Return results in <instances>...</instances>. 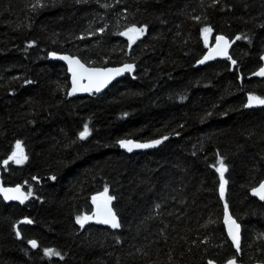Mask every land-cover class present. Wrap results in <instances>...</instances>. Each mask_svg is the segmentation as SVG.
Wrapping results in <instances>:
<instances>
[{
    "label": "trees",
    "instance_id": "trees-1",
    "mask_svg": "<svg viewBox=\"0 0 264 264\" xmlns=\"http://www.w3.org/2000/svg\"><path fill=\"white\" fill-rule=\"evenodd\" d=\"M37 3L0 0L1 178L31 193L22 204L0 197V264H264V202L250 196L264 180V108L245 106L264 98V78L251 76L264 55V0ZM133 25L146 31L130 44L119 35ZM205 27L210 44L218 34L234 41L231 59L196 65ZM50 52L93 67L131 62L134 73L99 96L69 98ZM121 140L162 143L128 151ZM17 141L21 164L9 160ZM105 187L120 227H81L76 217L92 215Z\"/></svg>",
    "mask_w": 264,
    "mask_h": 264
},
{
    "label": "snow or ice",
    "instance_id": "snow-or-ice-1",
    "mask_svg": "<svg viewBox=\"0 0 264 264\" xmlns=\"http://www.w3.org/2000/svg\"><path fill=\"white\" fill-rule=\"evenodd\" d=\"M37 6L43 7L42 4L38 3L36 5H33V8H36ZM194 19L199 20L200 17H194ZM100 32H103L104 29L101 28L99 30ZM146 31V26L144 27H137L135 25L127 28L125 32L120 33L121 35L128 36L130 44L135 42L136 38H139V36H142ZM203 32L205 34H208L211 32V28L205 27L203 29ZM207 38V36H206ZM236 39H241V37H237ZM216 47L209 51L208 55H206L202 60L198 61V63L203 64L205 61L213 59L215 56L222 55L227 56V48L229 47L230 42L224 37V36H217L216 37ZM221 42H223V46H221ZM31 46V45H29ZM53 56H55V53H52ZM60 59L68 61L69 64V71L72 73V92L69 93L74 94L76 92H91L93 89L96 92H99L101 88L106 86V84L117 75H121L125 71H132L133 65L126 64L122 68L117 69H95V68H88L85 66V64L81 63V61L77 58L71 57V56H62ZM229 59H231L229 57ZM233 64L236 63V61H232ZM257 75L264 76V68H262ZM85 78L88 79L89 83L87 85L82 84L81 81ZM26 83H31L30 81H27ZM255 104L258 105H264V98L249 95L248 97V104L246 106L251 107ZM90 135V129L87 124L83 126V131L79 133L80 139H85ZM163 139H168V137H164ZM162 143V140H154L151 143H134L131 140H121L119 141V144L123 148H127L128 151H132L133 148H149L154 147L158 144ZM16 149L17 151H14L12 155L9 157V160H14L15 163L21 164L24 162L25 159H27L26 156L22 153L21 143L17 141L16 143ZM5 164L8 163V161H4ZM219 167L216 169L220 173L221 177V196L224 194V184L226 181H224V172L227 171V167L224 163L223 158H221L219 161ZM52 179H55L53 177ZM0 191H3L4 198L7 200H13L18 199L23 202V200L27 199L28 196L31 195L29 192L27 195L23 194L21 192V189L19 186H17L14 189L4 188L0 189ZM254 194L258 195L261 200H264V183L260 185L259 188L253 189ZM114 199V197L108 195V188L105 187L104 192L98 194L97 196H93L92 200L93 203L96 204L97 211L93 216H77L76 222L83 227L85 223H87L89 220H92L95 218L97 222L103 223L106 225H111L112 228H119L120 224L117 220L116 214L113 212L112 208L109 206L111 201ZM227 204H225V212L227 214ZM226 222H229V236L232 238L235 247L237 251L240 250V225L236 223L235 220H232L230 216H228V219ZM22 223H32L31 220H25ZM17 236L20 235L19 230H17ZM33 248L38 247L36 240H30L28 242ZM44 254L48 257L52 256H60L61 254L51 248L44 249ZM62 258V257H61ZM208 264H214L212 260L208 261ZM227 264H236L235 258L229 260Z\"/></svg>",
    "mask_w": 264,
    "mask_h": 264
},
{
    "label": "water",
    "instance_id": "water-1",
    "mask_svg": "<svg viewBox=\"0 0 264 264\" xmlns=\"http://www.w3.org/2000/svg\"><path fill=\"white\" fill-rule=\"evenodd\" d=\"M125 31H126V30H125ZM125 31H123V32H125ZM119 36H120L122 39L127 40L128 42H130L128 36H124V35H121V34H120ZM206 36H207V38H206ZM217 36H224V35H222V34H218V35H216L215 38H214V40H213V42L210 44V37H209V34H204V35H203V40L205 41V43H206V45H207L208 47H207V50L205 51V53L203 54V56H202L198 61L202 60L206 55H208V53H209L210 50H212V49H214V48L216 47V43H217V42H216V37H217ZM224 37L230 42L229 47L227 48V56L218 55V56H215L213 59H210V60L205 61L203 64L198 63V61H197V62H196V65H197V66H203V65H206V64L209 63V62H212V61H215V60H218V59L224 60V59H228V58L230 57V51H231L232 44L234 43V41L230 40V39L227 38L226 36H224ZM135 40H136V39H135ZM221 46H223V42H221ZM52 53H55V52H50V53L48 54V60H50V61H57V62H60V63H62V64L65 66V68H66V72H67V74H68V76H69V84H70V85H69V90H68V97H69V98H72V97H80V96H85V95H89V94H94L95 96H99V95L103 94V93L108 89L107 87H109V86H110L111 84H113L115 81L121 79V78L124 77L125 75L132 76V75H133L132 73H134V67H133V70H132V71H125V72H123L121 75L114 76V77H113V78H112V79L106 84V86H104L103 88H101V90H100L99 92H96V91L93 89V91H91V92H76V93L70 95L69 93L72 92V73L69 71V64H68V61L63 60V59H60V57H62V56H71V55H69V54L55 53L56 55L53 56ZM71 57H74V58H77V59H78V57H76V56H71ZM79 60H80V59H79ZM80 61H81V60H80ZM81 63H83V62L81 61ZM83 64H84V63H83ZM126 64H129V65H133V66H134V64H132L131 62H130V63H124V64L117 65V66H107V67H93V66H88V65H86V64H85V66L88 67V68H95V69H108V68H111V69H117V68H122V67H123L124 65H126ZM262 68H264V55H263V57L261 58V66L259 67V69H257L255 72H253V73L251 74V76H252V77H255V78L263 79L264 76L257 75V73H259V71H260ZM81 83L87 85V84L89 83V81H88L87 78H85L84 80L81 81ZM247 104H248V99L246 100L245 106H246ZM246 108H248V109H250V108H264V105H258V104H255V105H253V106H251V107L246 106ZM133 142H134V141H133ZM134 143H137V142H134ZM122 148H123V147H122ZM123 149H127V148H123ZM140 149H144V148H133L132 151H134V150H140ZM15 151H17V149H15ZM262 183H264V180L261 181V182H260L255 188H253V189H257V188H259L260 185H261ZM17 186H19L20 189H21V192H22L23 194H25V192H24V190H23V187H22L20 184H19V185H14V186H9V185H7V184L4 185V184H3V181H2V178H1V169H0V189H4V188L14 189V188H16ZM253 189L250 190V196L253 197V198H255V199H257L259 202H264V200H261L260 197H259L258 195L254 194ZM220 193H221V191H220ZM224 194H225V186H224ZM224 194H223V196H224ZM0 197L2 198V200H3L5 203H18V204H22V203L25 201V200H23V202H21V200H18V199L7 200V199L4 198V193H3V191H0ZM109 206L111 207V205H109ZM96 211H97L96 204L93 203V213H92L93 217H94V214L96 213ZM227 219H228V213L226 214V218H225V231H226V233H227V237H228V238L230 239V241L232 242L234 248H236V247H235V244H234V242H233V240H232V238L229 236V222H226ZM231 219H232V220H235V219H233V218H231ZM93 221L96 222V223H99V222H97V220H96L95 218H93ZM235 221H236V220H235ZM236 223H237V222H236ZM100 224L112 228L111 225H106V224H103V223H100ZM237 224H238V223H237ZM240 236H241V229H240ZM236 250H237V249H236ZM231 259H233V258H231ZM231 259H229V260H231ZM229 260L225 261V262L222 263V264H227V262H228ZM213 262H214V261H213ZM235 262H236V264H239V263L236 261V259H235ZM206 264H208V263H206ZM214 264H217V263L214 262ZM252 264H262V263L255 262V263H252Z\"/></svg>",
    "mask_w": 264,
    "mask_h": 264
},
{
    "label": "rangeland",
    "instance_id": "rangeland-1",
    "mask_svg": "<svg viewBox=\"0 0 264 264\" xmlns=\"http://www.w3.org/2000/svg\"><path fill=\"white\" fill-rule=\"evenodd\" d=\"M220 166V165H219ZM97 196V195H96ZM91 216H93V215H91ZM89 221H93V219L92 220H89Z\"/></svg>",
    "mask_w": 264,
    "mask_h": 264
}]
</instances>
